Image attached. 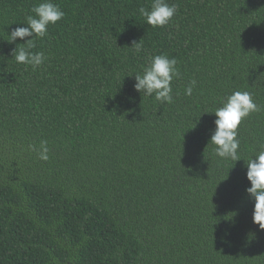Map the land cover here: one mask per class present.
I'll return each instance as SVG.
<instances>
[{"label":"trees","instance_id":"16d2710c","mask_svg":"<svg viewBox=\"0 0 264 264\" xmlns=\"http://www.w3.org/2000/svg\"><path fill=\"white\" fill-rule=\"evenodd\" d=\"M41 2L0 0V264H264L244 161L264 146V0H167L155 28L152 0H53L65 16L33 70L8 40ZM157 54L178 62L170 104L134 88ZM234 91L260 106L237 162L209 144Z\"/></svg>","mask_w":264,"mask_h":264},{"label":"clouds","instance_id":"9594fccd","mask_svg":"<svg viewBox=\"0 0 264 264\" xmlns=\"http://www.w3.org/2000/svg\"><path fill=\"white\" fill-rule=\"evenodd\" d=\"M177 8L176 4H169L167 0H152L150 10L140 7L138 11L145 18L146 24L155 28L169 24ZM31 11L34 15L26 18L27 27L13 29L8 41L15 42L17 38L25 41L13 49L11 56L17 63L30 65L33 70H36L44 64L47 57L43 52H33L31 49L36 47V39L47 36L50 24L55 25L64 18L65 12L53 0H44L33 6ZM28 37L31 39L25 40ZM130 48L140 53L143 50V39L139 42L133 41ZM177 63L176 58H169L167 54L150 56L142 72L135 74V90L140 92L143 98H154L162 104L172 103V81L180 76ZM196 83V80L189 82L185 88V95H192ZM221 104V107H217L212 112L216 116L214 121L216 127L209 144L215 145L214 152L218 157L237 162L242 160L238 151L240 148L238 128L244 119L260 111V106L254 101L253 94L249 91H234L222 100ZM29 148L40 160L49 159L50 149L47 140H41L38 146L29 145ZM244 161L246 162V178L251 185L246 188V192L254 200L252 220L264 230V146L255 156Z\"/></svg>","mask_w":264,"mask_h":264}]
</instances>
